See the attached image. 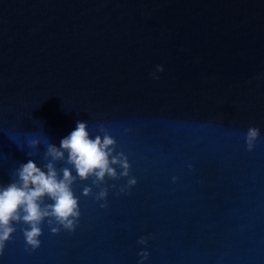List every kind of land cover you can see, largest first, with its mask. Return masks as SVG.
I'll list each match as a JSON object with an SVG mask.
<instances>
[{
  "label": "water",
  "instance_id": "95a60500",
  "mask_svg": "<svg viewBox=\"0 0 264 264\" xmlns=\"http://www.w3.org/2000/svg\"><path fill=\"white\" fill-rule=\"evenodd\" d=\"M0 264H264V0H0Z\"/></svg>",
  "mask_w": 264,
  "mask_h": 264
}]
</instances>
